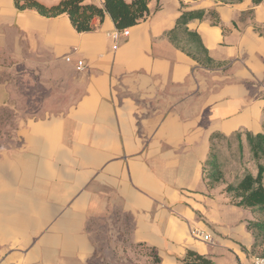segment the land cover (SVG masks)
Listing matches in <instances>:
<instances>
[{"label":"crops","instance_id":"1","mask_svg":"<svg viewBox=\"0 0 264 264\" xmlns=\"http://www.w3.org/2000/svg\"><path fill=\"white\" fill-rule=\"evenodd\" d=\"M148 5L116 48L108 12L79 32L0 0V264H254L250 210L206 169L214 133L264 132V0ZM201 10L215 68L168 36Z\"/></svg>","mask_w":264,"mask_h":264},{"label":"trees","instance_id":"2","mask_svg":"<svg viewBox=\"0 0 264 264\" xmlns=\"http://www.w3.org/2000/svg\"><path fill=\"white\" fill-rule=\"evenodd\" d=\"M150 0H105L104 6L89 3L87 0H59L47 5L39 0H15L19 9L31 8L37 10L46 17H56L61 14H68L74 27L79 32L92 29V20L96 16L104 17L106 12L110 13L118 29H126L140 22L149 14ZM228 2V0H223ZM263 0H253L259 4ZM204 16V11H184L178 18L176 27L168 32L169 38L183 50L188 52L198 63L206 68H215L218 63L209 55L201 36L189 29L188 23L191 19ZM246 136L247 146L252 159L257 163V171L245 172L236 182L227 184L225 191L233 197L236 205L251 208L257 212L264 213V132L253 133L236 132L239 137L240 146L243 145V135ZM218 137H228L221 133H214L211 137L212 145ZM211 158V155H210ZM211 163L210 159L208 165ZM207 170V169H206ZM206 178L211 186L222 180V173L214 166L207 173ZM248 228L255 236L254 249L264 245V218L257 221H249ZM186 264H215L212 260L195 253L188 252L185 258Z\"/></svg>","mask_w":264,"mask_h":264},{"label":"rangeland","instance_id":"3","mask_svg":"<svg viewBox=\"0 0 264 264\" xmlns=\"http://www.w3.org/2000/svg\"><path fill=\"white\" fill-rule=\"evenodd\" d=\"M14 115L15 113L12 110L5 112L3 116L4 121L0 118V131L4 129L11 131L13 129L15 126ZM1 141H7V139L0 138ZM210 161L211 163L207 165V173L214 166L218 168L222 173V180L215 185L223 187L224 190L227 184L236 182L245 172L251 171L255 173L257 171V163L252 159L246 142L243 141V145L240 146L239 137L237 136L216 138L212 145ZM230 199L235 204L233 197H230ZM247 209L252 214V218L249 221H257L264 218V213L257 212L251 208ZM259 255H264V245L260 246Z\"/></svg>","mask_w":264,"mask_h":264},{"label":"built area","instance_id":"4","mask_svg":"<svg viewBox=\"0 0 264 264\" xmlns=\"http://www.w3.org/2000/svg\"><path fill=\"white\" fill-rule=\"evenodd\" d=\"M129 33H130V30L128 28H126V29H116L113 32L109 33V35L114 39V41L116 43L115 47L117 48L118 44L121 40L122 35H128ZM67 59L70 60L71 58L68 57ZM85 67H86V65H85L84 61L79 60L78 61V69L80 71H82V70H85ZM192 234L194 236H197V237H203L206 240L210 239V234L203 233L201 230H199L197 228L192 229ZM254 264H264V255L256 256L254 259Z\"/></svg>","mask_w":264,"mask_h":264}]
</instances>
